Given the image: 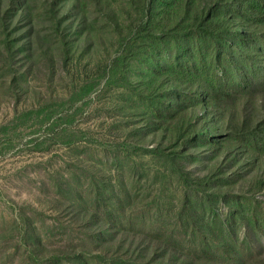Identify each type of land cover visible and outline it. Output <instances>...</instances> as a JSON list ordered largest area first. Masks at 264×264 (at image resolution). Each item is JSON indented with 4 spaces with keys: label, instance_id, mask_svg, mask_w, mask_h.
I'll return each mask as SVG.
<instances>
[{
    "label": "rangeland",
    "instance_id": "1",
    "mask_svg": "<svg viewBox=\"0 0 264 264\" xmlns=\"http://www.w3.org/2000/svg\"><path fill=\"white\" fill-rule=\"evenodd\" d=\"M1 5L21 66L67 36L133 89L17 84L0 59V264H264V0Z\"/></svg>",
    "mask_w": 264,
    "mask_h": 264
},
{
    "label": "trees",
    "instance_id": "2",
    "mask_svg": "<svg viewBox=\"0 0 264 264\" xmlns=\"http://www.w3.org/2000/svg\"><path fill=\"white\" fill-rule=\"evenodd\" d=\"M154 2L155 0H144V5L147 9H150V6H152ZM2 11L3 9L0 0V15L2 14ZM48 11L50 13L51 19L53 20L50 22V25L55 27V33L58 37L59 28L62 24L60 6L57 5V3H53V5L48 8ZM13 20L14 17H5L3 19V23L0 26V41L3 44L4 50V53L1 54L0 59H2L1 64H6L7 67L16 72L17 79L15 80V83H17L20 79H18V77L22 72L20 71L21 67L25 68L24 73H28L29 71L41 73L42 68H45L46 70L44 71L48 72L49 76V86L50 84L55 86H64V90L66 92L67 90H71V92H75L77 90L78 92H81V94H88L91 90H95L96 87L102 82L104 85L107 82L109 84L112 83L118 86L133 89L130 82L123 78V74L127 73V70L130 69L129 65H126L123 59L119 60L115 58L112 59L111 63L106 62L101 64L100 60H94L90 58L88 64L85 63L83 67H81L73 57L72 44L69 43L67 36L60 39L61 43L65 47L64 51L61 53H56L55 43L57 42V37L55 35L51 36L47 42V45L44 46L42 44L41 37L38 35H33L28 42V46H32L35 43V46H37L36 49L41 53V55L36 57L34 54H29L25 66H21L20 61H17L19 50H21V48L18 45V40L16 38L17 35L14 34L12 29ZM148 20L149 19L145 20L144 24L145 34L151 33ZM122 31L123 26L119 29V33L122 34ZM98 40L101 44H103L102 39L98 37ZM61 58H63V61L62 64L60 63V65L59 62ZM86 72L88 74H86ZM109 74H119L121 75L120 77H122V79L110 81L109 76L107 77ZM167 75L172 76L171 73H168ZM103 78L106 80L102 81Z\"/></svg>",
    "mask_w": 264,
    "mask_h": 264
}]
</instances>
